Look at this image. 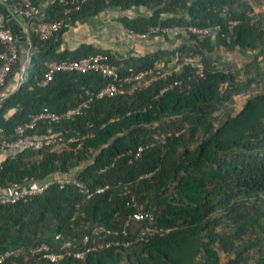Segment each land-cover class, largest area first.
<instances>
[{"label":"trees","instance_id":"obj_1","mask_svg":"<svg viewBox=\"0 0 264 264\" xmlns=\"http://www.w3.org/2000/svg\"><path fill=\"white\" fill-rule=\"evenodd\" d=\"M64 1L54 0L44 20L71 26L111 9L137 10L122 18L126 31L168 32L156 36L162 43L155 51L123 56L88 44L62 51L70 27L49 40L29 28L30 45L19 49L0 90V137L15 141L17 127L45 108L61 115L87 105L72 119L38 122L27 131L25 139L53 138L52 146L4 150L1 188L69 182L0 204V250L16 236L33 239L2 264H264V13L250 0H91L77 11ZM34 3L42 8L41 0ZM225 52L251 62L229 69L219 54ZM98 54L110 57L122 79L164 73L186 58L201 62L204 72L184 66L148 87L131 92L126 84L125 93L103 99L96 95L107 80L97 72H58L41 85L47 63ZM243 94L249 97L236 110ZM139 212L150 217L130 220ZM97 226L104 230L92 234ZM146 227L157 232L140 239ZM57 233L75 241L61 261L30 253L36 243L53 244ZM82 251L84 257H75Z\"/></svg>","mask_w":264,"mask_h":264},{"label":"built area","instance_id":"obj_2","mask_svg":"<svg viewBox=\"0 0 264 264\" xmlns=\"http://www.w3.org/2000/svg\"><path fill=\"white\" fill-rule=\"evenodd\" d=\"M91 0H72L71 4L75 6V10H80L82 4L87 3ZM64 4L69 2L62 0ZM17 5L20 7L19 11L21 14L29 20H34L33 24L29 23V28L33 29L34 32L39 36L41 40L51 39L63 26L70 27L68 24H63L57 21L44 20L46 12L43 8L36 5L34 0H16ZM8 17L6 14L0 12V90L6 85V81L12 67L16 64L19 57V48L16 42L15 34L11 27L8 26ZM191 31L194 34H209V30H197L192 28ZM168 29L152 28L148 33H137L132 30H128L127 34L131 39L148 40L152 36H157L160 33H167ZM193 67L197 74L203 75L204 65L196 59L186 58L183 62H178L175 68H169L166 72L162 73L159 69L154 71L139 72L133 76H127L124 79L120 78L116 66L111 62L110 57L106 54L91 55L81 60H64V61H53L47 63V74L42 81L41 85H48L55 77L58 72H75L80 74H87L89 72L100 73L106 80L107 84L102 87L98 94L97 99L111 98L118 94H123L127 90L125 85H131V92L139 88H145L150 86L153 82L159 78H163L166 75H171L173 71H178L184 66ZM27 64H24L22 68V75L26 73ZM24 70V72H23ZM132 71V70H130ZM140 82V86L136 84ZM177 84V83H175ZM87 103L81 104L76 109L70 110L64 114H56L47 108L43 110L39 115L32 118L28 124L19 125L16 129L17 139L15 141H7L0 137V168L2 167V157L4 150L10 152H16L22 145H26L35 150L42 149L44 147L52 146L54 143L53 138H41V139H25L27 131L32 130L36 127L38 122H60L63 119H72L79 115L82 109L86 107ZM1 133V130H0ZM142 148L136 153V157L140 155ZM55 182L60 184V187H64L69 180L64 179H51L42 185H32L30 183L19 184L13 183L7 188L0 187V204H15L20 201H26L32 196L43 193ZM81 187V191L86 193L85 186L82 183H78ZM105 188H98L97 193H101ZM92 194H89L91 196ZM136 217L139 220L147 219L150 217V213L139 212L136 216H130V220ZM89 226L84 229L82 234V243L87 245L90 242ZM104 230L102 227H95L91 231L92 234H99ZM157 232L149 227L144 228L140 233V239H144L145 236L152 235ZM163 230H160L162 233ZM53 244L50 242H39L30 247V253L32 255H40L43 259L48 260L51 263H58L65 257L64 250H69L74 247L75 241L72 238L66 237L60 233L53 236ZM118 244V243H117ZM130 243H127L129 245ZM109 244H107L108 246ZM90 251V248L88 249ZM19 252L5 250L0 255V264H2L7 258ZM85 251L75 254V257H84Z\"/></svg>","mask_w":264,"mask_h":264},{"label":"crops","instance_id":"obj_3","mask_svg":"<svg viewBox=\"0 0 264 264\" xmlns=\"http://www.w3.org/2000/svg\"><path fill=\"white\" fill-rule=\"evenodd\" d=\"M53 1L41 0L45 12ZM15 2V0H0V10L8 17V23L15 34L19 49L25 51L30 45L29 22L21 14ZM138 12L145 11L138 9ZM136 13L137 10L124 13L119 9H111L75 23L63 35L61 50H74L82 44H88L111 50L123 56L151 53L162 43V39L156 36L148 40L131 39L121 23L123 17H135ZM32 244L33 239L26 236H16L6 250L16 251ZM4 251L0 250V255Z\"/></svg>","mask_w":264,"mask_h":264},{"label":"rangeland","instance_id":"obj_4","mask_svg":"<svg viewBox=\"0 0 264 264\" xmlns=\"http://www.w3.org/2000/svg\"><path fill=\"white\" fill-rule=\"evenodd\" d=\"M250 2L252 3V5L255 8V11L257 13H264V0H250ZM221 60L225 61L229 67V69L232 70H238L240 68H243L244 65H246L247 63L251 62L250 59H248L245 56H242L240 54H238L237 52H232V53H219ZM31 71H32V65L29 64L28 65V72L26 74V77L29 78V76L31 75ZM259 89H254V92L258 91ZM249 97V94H243V95H239L236 96L235 98V108L236 110H239L241 108V106L243 105V102L245 101V99Z\"/></svg>","mask_w":264,"mask_h":264},{"label":"water","instance_id":"obj_5","mask_svg":"<svg viewBox=\"0 0 264 264\" xmlns=\"http://www.w3.org/2000/svg\"><path fill=\"white\" fill-rule=\"evenodd\" d=\"M23 72H24V70H23ZM21 80H22V82H24V80H25V79H24V78H22Z\"/></svg>","mask_w":264,"mask_h":264}]
</instances>
